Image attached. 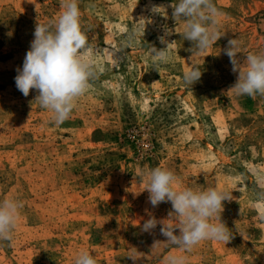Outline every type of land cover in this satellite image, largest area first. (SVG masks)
Here are the masks:
<instances>
[{
  "label": "rangeland",
  "instance_id": "374dc122",
  "mask_svg": "<svg viewBox=\"0 0 264 264\" xmlns=\"http://www.w3.org/2000/svg\"><path fill=\"white\" fill-rule=\"evenodd\" d=\"M213 2L222 38L191 52L184 21L172 18L178 0H78L96 77L56 124L15 76L36 24L56 20L61 0H0V200L24 205L11 243L0 241V264H74L82 250L96 264H165L171 255L186 264H264V96L230 89L238 73L224 53L232 38L242 64L264 53V0ZM166 30L173 62L157 71L151 46L165 47ZM191 65L203 72L192 88L182 80ZM155 167L173 171L177 190L232 195L220 218L233 238L184 250L166 242L161 224L143 232L153 217L177 224L171 202L153 207L139 179Z\"/></svg>",
  "mask_w": 264,
  "mask_h": 264
},
{
  "label": "clouds",
  "instance_id": "9594fccd",
  "mask_svg": "<svg viewBox=\"0 0 264 264\" xmlns=\"http://www.w3.org/2000/svg\"><path fill=\"white\" fill-rule=\"evenodd\" d=\"M171 7L174 21H184L182 35L192 44L189 51L204 52L222 38L218 29V17L222 13L213 0H178ZM61 8L63 11L56 20L36 24L34 39L15 76L16 87L25 97L33 89L38 92L35 100L42 109L53 113L52 120L56 124H62L70 117L76 102L89 90L90 82L96 77L93 63L86 58L91 46L81 27L78 0H61ZM161 10L166 12L164 6H151L154 14H161ZM140 31L133 30L129 42ZM144 33L145 28L143 36ZM171 34L172 30H166L165 35L159 37L165 47L151 46L153 69L157 71L161 64L173 62L174 41L169 42L166 38ZM224 53L230 59L232 71L238 73L230 89L237 95L264 96V53L249 54L242 64L238 55L239 42L234 38L228 40ZM202 74L199 65H191L183 72L182 80L192 88ZM139 179L147 182L150 204L157 207L162 202H171L173 211L170 215L174 214L177 221L175 227H167L153 217L143 223V232L151 233L161 224V235L166 237V242L184 250H191L205 240L228 243L233 238L220 218L224 202L233 198L229 193L215 188L177 190L173 187L177 179L173 171L161 167L142 170ZM23 206L22 201L14 197L0 200V241L11 243ZM74 264H96V260L92 253L82 250L75 257ZM165 264H186V257L171 255Z\"/></svg>",
  "mask_w": 264,
  "mask_h": 264
}]
</instances>
